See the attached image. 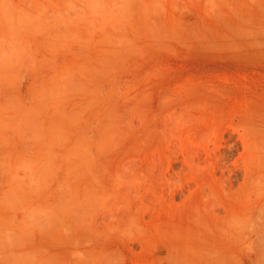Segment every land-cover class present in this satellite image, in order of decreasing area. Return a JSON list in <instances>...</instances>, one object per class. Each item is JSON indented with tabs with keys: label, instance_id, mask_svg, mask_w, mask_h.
<instances>
[{
	"label": "rangeland",
	"instance_id": "obj_1",
	"mask_svg": "<svg viewBox=\"0 0 264 264\" xmlns=\"http://www.w3.org/2000/svg\"><path fill=\"white\" fill-rule=\"evenodd\" d=\"M0 264H264V0H0Z\"/></svg>",
	"mask_w": 264,
	"mask_h": 264
}]
</instances>
